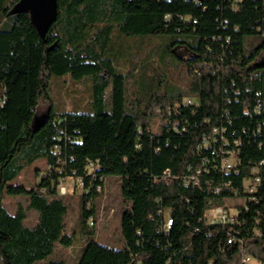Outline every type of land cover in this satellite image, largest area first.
I'll use <instances>...</instances> for the list:
<instances>
[{
	"label": "trees",
	"instance_id": "1",
	"mask_svg": "<svg viewBox=\"0 0 264 264\" xmlns=\"http://www.w3.org/2000/svg\"><path fill=\"white\" fill-rule=\"evenodd\" d=\"M48 5L38 11L28 0H0V264H67L51 258L56 244L73 243L55 185L73 175L89 186L88 162L97 165V187L100 179L120 180L123 248L88 242L77 264H242L244 256L264 264V165L257 193L244 190L264 162V0H54L40 30L36 17ZM115 33L169 40L149 94L135 90L137 79L146 89L144 65L138 74L117 69ZM176 48L189 53L177 57L180 70L166 59ZM65 75L91 80L89 113L58 114L51 105L33 131L51 78ZM165 77L184 82L188 97L181 83L163 86ZM232 150L237 172L226 174L219 159ZM40 159L46 168L36 171V186L9 185ZM197 170L199 187L184 185ZM4 196H26L27 208L10 215ZM96 197L79 199L86 236L94 235L87 220ZM222 204L235 209L237 222L205 224L204 213ZM26 210L39 213L34 228L23 225Z\"/></svg>",
	"mask_w": 264,
	"mask_h": 264
},
{
	"label": "rangeland",
	"instance_id": "2",
	"mask_svg": "<svg viewBox=\"0 0 264 264\" xmlns=\"http://www.w3.org/2000/svg\"><path fill=\"white\" fill-rule=\"evenodd\" d=\"M54 0H49V5L42 10L40 16L36 17L37 22H40V30L44 29L49 22L48 16L53 9ZM116 36L113 42V50L119 54L117 60V69L123 73L132 71L136 74L138 66H145L146 68V82L144 83L145 91L141 90L143 84L137 79L136 92L150 93L156 86L151 79H154V70L160 69V57H163L166 47L169 45V40L164 36L149 37L145 39H125ZM189 53L183 48H176L166 57L170 61V66L180 70L179 61L187 58ZM147 62V64H146ZM177 63V64H176ZM138 74V73H137ZM179 76V74H174ZM181 83V85H179ZM184 82L177 81L173 77L164 78L161 83L163 86L179 85L180 95L183 99L188 96L185 95L186 88ZM142 84V85H141ZM160 85V84H159ZM91 80L89 78L81 81L73 80L69 75L62 77H52L50 81L49 101H42L39 105L36 117L41 118L47 114V109L52 105L58 114L67 113L70 111H78L80 113H89V99H90ZM132 96L135 93L134 87L129 86ZM144 89V88H143ZM164 92V91H162ZM146 97V95H144ZM159 124V120L154 121ZM156 125L152 126V130H156ZM46 163L44 159L37 160L32 164L24 167L18 177L9 183L10 186H23L28 189L33 188L37 184L36 171H44ZM120 180L114 177H107L102 188V194L95 198L96 203L94 208L97 214V221L94 227V235L86 236L82 233L80 227V195L76 194L72 197H64L61 200L67 206V213L64 216V234L73 237L72 246L65 248L59 244L55 245L53 255L54 260H61L67 264H77L83 247L88 242H95L100 246L118 251L123 248V239L121 236V216L123 204L120 196ZM4 208L10 215H15L17 208L22 206L27 208L26 196H4L2 202ZM27 217L23 225L27 228H34L39 219V213L35 210H26ZM93 229V228H90ZM251 258V257H250ZM34 264H46V261L36 262ZM249 264H258L254 259H250Z\"/></svg>",
	"mask_w": 264,
	"mask_h": 264
},
{
	"label": "built area",
	"instance_id": "3",
	"mask_svg": "<svg viewBox=\"0 0 264 264\" xmlns=\"http://www.w3.org/2000/svg\"><path fill=\"white\" fill-rule=\"evenodd\" d=\"M190 102H186V104H189ZM259 103V102H258ZM261 105L258 104L257 109L255 112H257L260 109ZM173 130L177 131V127L175 124L173 125ZM214 133H216V130H213ZM203 145L206 146V142H203ZM214 154V153H213ZM238 165V156L235 151H231L227 153L225 156H221L219 159V169L223 173H231V172H237L235 170L236 166ZM261 165H264V162H262L259 166H254L251 171V177L249 179H246L244 182V190L245 194L247 196H253L258 191V187L261 184ZM97 165L88 162L86 166V176H89V186H86L85 179L82 177H76L73 175L66 176V177H60L57 180V183L55 185V192L57 197L64 198V197H72L76 194L83 195L85 192L88 194L89 192H93L97 196L102 194V192H97V184H93V180H95V174L94 171L96 170ZM200 171H196V175L191 176L190 180L183 181V184H189L191 182L192 187H199L200 185ZM167 176H169V173L167 172ZM106 179H100L98 184H105ZM166 183H170L171 180L166 179ZM158 182V181H157ZM184 184V185H185ZM230 184L226 183L225 186L228 187ZM219 189L215 188L214 193H218ZM249 200L253 201L254 197H249ZM91 204L89 203L87 205V210L91 208ZM94 206V205H93ZM228 207L227 204H222L221 206H213L209 210H207L202 218V221L205 224L208 225H233L236 221V212L235 209L232 208H226ZM97 221V214L96 211L93 215L90 216V218L87 220V224L90 228L95 227V223ZM172 219L169 216L168 213L165 214L164 217V229L165 231H169L172 226ZM229 244L232 243V239L228 241ZM250 257L244 256L242 258V264H249L250 263ZM260 264V263H258Z\"/></svg>",
	"mask_w": 264,
	"mask_h": 264
},
{
	"label": "water",
	"instance_id": "4",
	"mask_svg": "<svg viewBox=\"0 0 264 264\" xmlns=\"http://www.w3.org/2000/svg\"><path fill=\"white\" fill-rule=\"evenodd\" d=\"M46 1L48 0H28L31 8L36 7L38 11L41 10V8L45 5ZM47 121H48V113L42 116L41 118H37L35 116L32 122V130L36 131L42 128L46 124Z\"/></svg>",
	"mask_w": 264,
	"mask_h": 264
},
{
	"label": "bare ground",
	"instance_id": "5",
	"mask_svg": "<svg viewBox=\"0 0 264 264\" xmlns=\"http://www.w3.org/2000/svg\"><path fill=\"white\" fill-rule=\"evenodd\" d=\"M103 185H104V184H102V186H98V187H97V192H101V191H102Z\"/></svg>",
	"mask_w": 264,
	"mask_h": 264
}]
</instances>
